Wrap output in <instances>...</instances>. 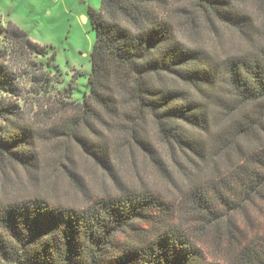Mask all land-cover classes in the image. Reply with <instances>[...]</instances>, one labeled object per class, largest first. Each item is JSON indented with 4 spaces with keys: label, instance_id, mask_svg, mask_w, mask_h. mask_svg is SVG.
<instances>
[{
    "label": "trees",
    "instance_id": "obj_1",
    "mask_svg": "<svg viewBox=\"0 0 264 264\" xmlns=\"http://www.w3.org/2000/svg\"><path fill=\"white\" fill-rule=\"evenodd\" d=\"M181 1L100 0L99 10L89 12L95 33L89 93L82 102H69V96L59 101L62 112H74L65 121L69 130L97 135L76 140L110 173L109 151L96 127L149 115L171 150L167 159L187 180L177 199L119 187L112 173L118 189L89 197L81 208L39 193L0 197V264H264V0H254L256 18L234 0H186L187 10ZM183 18L192 26L187 37ZM202 21L225 27L245 48L221 57L199 45L193 35ZM4 33L11 51L48 55L12 23ZM6 48L0 51V85L10 93L0 92V159L25 169L35 185V136L17 101L6 102L7 94L22 95ZM54 60L52 54L45 67L31 63L26 78L37 96L49 94ZM136 142L152 153L142 139ZM245 142L250 146L244 149ZM210 233L225 259L205 248Z\"/></svg>",
    "mask_w": 264,
    "mask_h": 264
},
{
    "label": "rangeland",
    "instance_id": "obj_2",
    "mask_svg": "<svg viewBox=\"0 0 264 264\" xmlns=\"http://www.w3.org/2000/svg\"><path fill=\"white\" fill-rule=\"evenodd\" d=\"M182 1L181 7L190 9V3ZM234 1L245 12L257 17L259 5L254 0ZM99 8L100 0H0V51L7 47L6 64L16 69L18 89L22 94L19 100L7 94L6 102L17 101L20 113L29 120L40 168L39 182L34 185L25 169L0 159V197H11L16 193L22 196L39 193L54 204L81 208L89 197L103 196L118 189L111 173L120 183L119 187L153 191L172 201L177 199V188L185 185L187 180L182 177V168L167 159L171 150L156 135L149 115L131 122L121 117L114 121L110 119L107 125L96 127L99 142L104 141L102 146L109 151L113 168L111 173L96 165L76 140L81 134L91 140H95L97 135L85 131L87 128L73 132L69 130V125H65V121L69 122L74 117V112L69 109L62 112L59 101L69 96V102H82L89 93L90 56L95 42L89 12H97ZM8 23L24 31L30 41L45 48L48 55L41 57L32 54L29 57L19 54L17 47L11 51L3 38ZM188 23L186 18L181 19L185 37L192 31ZM193 36L199 45L221 57L235 55L245 48L240 46L236 34L221 25L212 26L204 21L200 23L197 35ZM52 54H55V60L52 64L54 69L49 72V94L37 96L38 88L26 77L34 69L31 63L45 67ZM7 89V86L0 85L3 95L10 93ZM132 127L136 132H130ZM136 139H142L152 153L144 151ZM247 146L250 143L245 142L242 147L245 149ZM231 158L233 161L236 155L233 153ZM174 159L183 165L181 157L176 155ZM155 160L161 166L154 163ZM66 168L77 175L78 182L69 177ZM203 243L211 255L225 259L215 241V233L207 235Z\"/></svg>",
    "mask_w": 264,
    "mask_h": 264
}]
</instances>
